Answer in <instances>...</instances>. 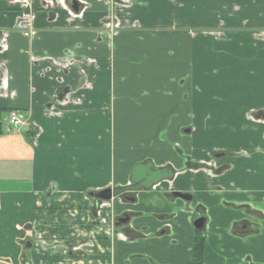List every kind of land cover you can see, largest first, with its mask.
<instances>
[{
    "label": "crops",
    "instance_id": "0c3cea01",
    "mask_svg": "<svg viewBox=\"0 0 264 264\" xmlns=\"http://www.w3.org/2000/svg\"><path fill=\"white\" fill-rule=\"evenodd\" d=\"M259 113L264 0H0V264H188L200 214L203 264H264ZM141 163L173 176L88 196ZM14 200L34 219L6 234Z\"/></svg>",
    "mask_w": 264,
    "mask_h": 264
},
{
    "label": "water",
    "instance_id": "95a60500",
    "mask_svg": "<svg viewBox=\"0 0 264 264\" xmlns=\"http://www.w3.org/2000/svg\"><path fill=\"white\" fill-rule=\"evenodd\" d=\"M72 8L74 11H77V2L72 1ZM173 176V172L165 167L161 169H153L152 164L150 163H141L132 166L130 171V183L132 185L126 187H116V188H106L98 191L97 193L89 192L88 196L95 198L96 200L109 202L115 198L125 195L128 192H137L141 189H149L158 184L161 181L169 180ZM50 194H47L46 197H50ZM174 197H179L186 199L188 196L183 195L177 192L172 194ZM120 223H127L128 217H124L119 220ZM206 218L199 217L193 221V227L197 232L203 233L205 230Z\"/></svg>",
    "mask_w": 264,
    "mask_h": 264
},
{
    "label": "rangeland",
    "instance_id": "374dc122",
    "mask_svg": "<svg viewBox=\"0 0 264 264\" xmlns=\"http://www.w3.org/2000/svg\"><path fill=\"white\" fill-rule=\"evenodd\" d=\"M77 9H78V6H77ZM146 12L148 14L145 17H148L147 19L150 20V21H155L158 17H160V14H159L157 9H154V8L151 9L152 13H150L149 12V8H148V9H146ZM176 13L181 15V16H188L190 14V12H177V11H176ZM8 112H10V111H8ZM1 117H3V116L1 115ZM2 124H3V130H5L6 127H10L7 114L5 115V120H4V122H2ZM1 164H3V165H2V167H0V175L3 172L2 168L6 167V166H12L13 165L11 162H4V163H1ZM29 166L30 165L27 164V165H24L25 168L23 166L22 167L24 169L27 168L28 171H29V169H30ZM6 168L9 169V168H12V167H6ZM15 178H16L15 175H11V176H9V178H0V180H6V181L9 182L10 180H14ZM22 184H21V187H22ZM0 185H6V187L15 186V185H13V182H11V183H0ZM127 186H129V184ZM43 198L44 199L46 198L45 194L43 195ZM12 203L14 204V207L12 205L13 208L11 209L10 213L16 215V217L15 218H10V219L7 220L6 227L4 228L6 234H10V231H14L16 229V227H17V224L23 223L25 221H31V220L34 219V217H32L31 213H30V215L27 214V211H30V212L33 211L32 207H28L27 205H25L23 203L21 205H18L19 202L16 201V200L12 201ZM22 214H23V217H22ZM1 218H2V214L0 213V219ZM207 227H208V225L206 226V229H207ZM1 232H2V230L0 229V234H1ZM3 254H5V255L10 254V250H6L5 252H3Z\"/></svg>",
    "mask_w": 264,
    "mask_h": 264
},
{
    "label": "flooded vegetation",
    "instance_id": "af4514ba",
    "mask_svg": "<svg viewBox=\"0 0 264 264\" xmlns=\"http://www.w3.org/2000/svg\"><path fill=\"white\" fill-rule=\"evenodd\" d=\"M217 155H219V154H215V156L216 157H218ZM188 164H189V162H188ZM194 165H197V166H199V167H196L195 169H200V168H205V169H210V170H212L215 174H220V173H222L225 169H227V166L225 165V166H220V167H217V168H215V167H211V166H207V165H205V164H200V163H198V164H196V163H193ZM192 164V165H193ZM129 185H132L131 183H129ZM131 192H133V191H131ZM95 193H97V192H95ZM95 199V198H94ZM187 200H190V197L188 196L187 198H186ZM96 200V199H95ZM97 202H98V200H96ZM201 209V207H198L197 208V210H200ZM202 210V209H201ZM205 211V210H204ZM202 212H203V210H202ZM249 214H254V217H256V218H262L263 216L260 214V213H257V212H250ZM125 217V214L124 215H122V216H120L119 218H116L115 220H114V224H118L119 223V220L120 219H123ZM199 217H205L206 218V216L205 215H203V214H200V216ZM198 217V218H199ZM197 218V219H198ZM33 245H34V241H32V240H30V239H25L24 241H23V244H22V247L25 249V250H31L32 249V247H33ZM42 247L43 248H48L46 245H44V244H42ZM75 247H77V246H68V248H67V254L68 255H71L72 253H73V249L75 248ZM77 252V251H76Z\"/></svg>",
    "mask_w": 264,
    "mask_h": 264
},
{
    "label": "trees",
    "instance_id": "16d2710c",
    "mask_svg": "<svg viewBox=\"0 0 264 264\" xmlns=\"http://www.w3.org/2000/svg\"><path fill=\"white\" fill-rule=\"evenodd\" d=\"M6 1V0H4ZM259 116H263L264 114H258L256 117ZM193 168L199 167L197 165H193ZM125 233L127 234V231H125ZM196 237L194 239V243L192 246V257H191V261L188 262V264H203V257H204V251H205V236L202 233H199L196 231Z\"/></svg>",
    "mask_w": 264,
    "mask_h": 264
},
{
    "label": "built area",
    "instance_id": "2783aa9c",
    "mask_svg": "<svg viewBox=\"0 0 264 264\" xmlns=\"http://www.w3.org/2000/svg\"><path fill=\"white\" fill-rule=\"evenodd\" d=\"M30 0H8L9 3L14 4L16 6H23L27 5ZM8 120H9V125L11 127H19L22 125L21 119L18 117L17 113L15 111H10L7 113ZM9 127L6 128V131L8 130Z\"/></svg>",
    "mask_w": 264,
    "mask_h": 264
},
{
    "label": "bare ground",
    "instance_id": "6f19581e",
    "mask_svg": "<svg viewBox=\"0 0 264 264\" xmlns=\"http://www.w3.org/2000/svg\"><path fill=\"white\" fill-rule=\"evenodd\" d=\"M171 194V193H170Z\"/></svg>",
    "mask_w": 264,
    "mask_h": 264
}]
</instances>
